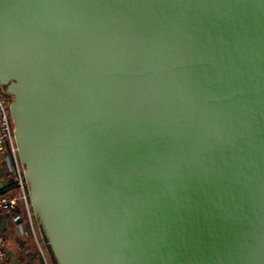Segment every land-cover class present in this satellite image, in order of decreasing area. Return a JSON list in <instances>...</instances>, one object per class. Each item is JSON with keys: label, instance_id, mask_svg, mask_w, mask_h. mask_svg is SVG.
I'll list each match as a JSON object with an SVG mask.
<instances>
[{"label": "water", "instance_id": "95a60500", "mask_svg": "<svg viewBox=\"0 0 264 264\" xmlns=\"http://www.w3.org/2000/svg\"><path fill=\"white\" fill-rule=\"evenodd\" d=\"M0 85L54 264H264V0H0Z\"/></svg>", "mask_w": 264, "mask_h": 264}, {"label": "built area", "instance_id": "2783aa9c", "mask_svg": "<svg viewBox=\"0 0 264 264\" xmlns=\"http://www.w3.org/2000/svg\"><path fill=\"white\" fill-rule=\"evenodd\" d=\"M11 98L0 96V158L4 164L9 161L14 171V177L17 182V192L0 193V217L10 219L13 222H19L21 216L18 211V202L22 200L25 205L27 220L33 232L37 252L43 259L44 264H53L50 253L46 247L45 241L41 234L35 231L34 214L28 202L27 185L23 173V166L18 158L17 147L13 135V123L9 113ZM9 159V160H8ZM41 231V230H40ZM6 259V235L4 228L0 225V264H5Z\"/></svg>", "mask_w": 264, "mask_h": 264}, {"label": "crops", "instance_id": "0c3cea01", "mask_svg": "<svg viewBox=\"0 0 264 264\" xmlns=\"http://www.w3.org/2000/svg\"><path fill=\"white\" fill-rule=\"evenodd\" d=\"M9 161L11 164V160ZM9 161L4 164L0 158V193H18L14 171L11 168L12 165H9ZM25 208L24 202L19 200L18 211L21 218L17 223L0 217V225L4 228L6 235L5 264H44L37 252L36 241L28 223ZM34 223L36 233L43 236L36 218H34ZM50 260L54 264L52 257Z\"/></svg>", "mask_w": 264, "mask_h": 264}, {"label": "rangeland", "instance_id": "374dc122", "mask_svg": "<svg viewBox=\"0 0 264 264\" xmlns=\"http://www.w3.org/2000/svg\"><path fill=\"white\" fill-rule=\"evenodd\" d=\"M0 96L3 98H11V96L4 91V88L1 85H0Z\"/></svg>", "mask_w": 264, "mask_h": 264}]
</instances>
